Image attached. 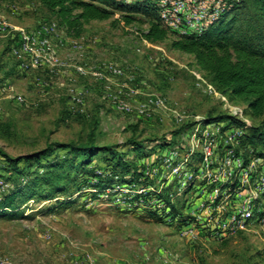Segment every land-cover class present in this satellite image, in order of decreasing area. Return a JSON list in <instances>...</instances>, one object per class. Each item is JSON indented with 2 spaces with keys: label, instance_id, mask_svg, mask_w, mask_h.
<instances>
[{
  "label": "rangeland",
  "instance_id": "374dc122",
  "mask_svg": "<svg viewBox=\"0 0 264 264\" xmlns=\"http://www.w3.org/2000/svg\"><path fill=\"white\" fill-rule=\"evenodd\" d=\"M119 16L114 11L109 20L91 21L73 38L57 25L51 29L55 19L33 0H0V18L28 31L45 24L57 46L43 68L25 72L9 55L12 39L0 38V88L9 89H0V122L11 126L10 135L0 137V149L18 157L53 143L92 139L117 148L133 167L115 170L109 186L94 188L90 173L112 169L99 154L66 193L16 201V215L0 217V264H264L256 234L213 238L206 231L189 239L179 233L201 228L189 214L196 188L190 176L199 173L200 156L187 153V135L209 118L233 116L249 132L261 118L250 115L246 101L218 89L193 55L172 47L174 40L199 34L180 36L160 20L166 38L151 42L141 33L157 19L132 14L131 25L112 23ZM15 95L25 104L13 105ZM73 96L83 103L71 108ZM132 139L142 143V152L132 150ZM261 147L252 155L264 154ZM110 171L105 175L112 178ZM11 185L0 178V198ZM164 204L171 205V219Z\"/></svg>",
  "mask_w": 264,
  "mask_h": 264
},
{
  "label": "trees",
  "instance_id": "16d2710c",
  "mask_svg": "<svg viewBox=\"0 0 264 264\" xmlns=\"http://www.w3.org/2000/svg\"><path fill=\"white\" fill-rule=\"evenodd\" d=\"M33 1L55 19L57 27L67 37H80L84 25L91 21L109 20L117 11L122 16L114 18L112 23L123 21L124 25H131L135 19L132 14L150 15L157 20H151L141 36L151 42L166 38V31L157 18L155 0H131L127 3L118 0ZM172 47L193 55L200 69L222 92L247 102L250 115L261 118V122L247 131L244 142L255 149L264 147V0H227L220 15L201 34L174 40ZM226 120L245 127L233 116L208 119L209 123ZM10 133L11 126L0 122V137H8ZM128 144L134 152L143 150L141 142L132 139ZM60 152L64 153L63 157H59ZM99 154L105 156L106 167H112V171L105 168L101 174H96V171L90 173L95 179L94 188L109 186L106 180L113 181L115 170L127 171L132 167L117 148L97 146L92 139L85 144L53 143L40 151L18 157L9 156L0 149V157L4 161L0 178L12 182L8 193L0 198V217L15 216L16 201H48L66 193L74 181L73 177L80 172L89 173L85 167ZM34 166L43 168L44 172L39 174V169H34ZM107 171L111 172L112 178L105 175ZM169 216L173 217L172 210ZM182 223H187V219L182 218Z\"/></svg>",
  "mask_w": 264,
  "mask_h": 264
},
{
  "label": "built area",
  "instance_id": "2783aa9c",
  "mask_svg": "<svg viewBox=\"0 0 264 264\" xmlns=\"http://www.w3.org/2000/svg\"><path fill=\"white\" fill-rule=\"evenodd\" d=\"M226 1L160 0L157 7L159 18L166 28L182 36L201 34L220 15ZM43 25L38 23L34 30L28 31L0 18V38L12 39L9 55L25 72L43 68L47 57L57 54V46L50 41L48 29ZM56 25L53 22L51 29ZM108 68L112 72H121L120 68L110 65ZM76 69L84 72L80 66ZM0 89L9 91L6 85ZM11 99L16 106L26 102L21 95ZM81 103L82 98L73 96L71 108ZM199 129L187 135V153L200 156L199 173L190 176L194 181L191 189L195 183L196 188L193 194L195 206L189 214L201 228L185 227L180 235L193 239L206 231L213 238L253 233L264 244V155H252L255 148L244 142L247 130L243 126L226 121L204 124ZM170 159L166 160L167 163ZM182 174L188 175L183 170ZM163 208L167 219H171V205L164 204Z\"/></svg>",
  "mask_w": 264,
  "mask_h": 264
}]
</instances>
